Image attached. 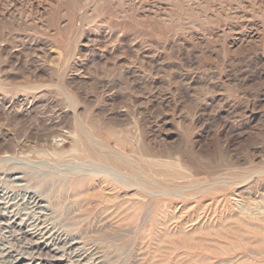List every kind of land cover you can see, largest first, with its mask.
<instances>
[{"label":"rangeland","instance_id":"rangeland-1","mask_svg":"<svg viewBox=\"0 0 264 264\" xmlns=\"http://www.w3.org/2000/svg\"><path fill=\"white\" fill-rule=\"evenodd\" d=\"M0 264H264V0H0Z\"/></svg>","mask_w":264,"mask_h":264},{"label":"bare ground","instance_id":"bare-ground-1","mask_svg":"<svg viewBox=\"0 0 264 264\" xmlns=\"http://www.w3.org/2000/svg\"><path fill=\"white\" fill-rule=\"evenodd\" d=\"M99 149H100V147H99ZM101 149H102V147H101ZM7 156H8V155H7ZM7 156H6V157H7ZM6 157H5V158H6ZM8 157H9V156H8ZM8 157H7V158H8ZM5 158H4V159H5ZM7 158H6L5 162H7V161L15 162V160H18V159L11 158V157H9L8 159H7ZM4 159H3V161H4ZM113 159H114V158H113ZM18 162H19V163H24L23 161H18ZM114 162H115V161H114ZM118 163H119V161H118ZM38 165H39V164H38ZM115 165H116V164H115ZM69 168H70V167H69ZM74 170H75V169H74ZM109 170H114V169L110 168ZM78 173H79V172H78ZM111 173H112V172H111ZM112 174H113V173H112ZM113 175H114V174H113ZM78 180H79V179H78ZM117 181L122 182V181H121V178H120V179L117 178ZM80 183H81V182L77 183L76 186H78ZM80 185H81V187H82V184H80ZM78 187H79V186H78ZM31 198H32V197H31ZM27 206H28V205H27Z\"/></svg>","mask_w":264,"mask_h":264}]
</instances>
